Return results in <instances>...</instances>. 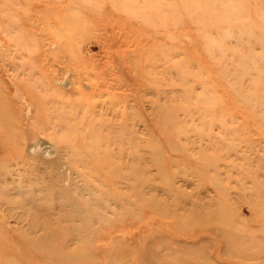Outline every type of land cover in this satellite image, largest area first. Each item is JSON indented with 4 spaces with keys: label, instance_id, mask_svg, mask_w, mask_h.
<instances>
[{
    "label": "rangeland",
    "instance_id": "374dc122",
    "mask_svg": "<svg viewBox=\"0 0 264 264\" xmlns=\"http://www.w3.org/2000/svg\"><path fill=\"white\" fill-rule=\"evenodd\" d=\"M0 264H264V0H0Z\"/></svg>",
    "mask_w": 264,
    "mask_h": 264
},
{
    "label": "bare ground",
    "instance_id": "6f19581e",
    "mask_svg": "<svg viewBox=\"0 0 264 264\" xmlns=\"http://www.w3.org/2000/svg\"><path fill=\"white\" fill-rule=\"evenodd\" d=\"M29 107H30V109L32 110L33 108L30 106V105H28ZM32 140H34L35 142L33 143V144H35V143H37L40 139L37 137V136H35L34 138H32ZM44 143H50V140H48V141H46V142H44ZM32 147H34V145H32V146H30V147H28V146H25V149H32ZM39 149V148H38ZM44 151V150H43ZM50 151V150H49ZM54 167H52V169H53ZM55 169V168H54Z\"/></svg>",
    "mask_w": 264,
    "mask_h": 264
}]
</instances>
